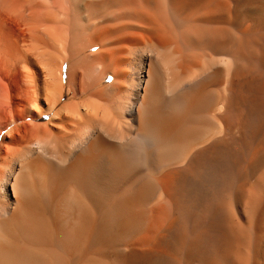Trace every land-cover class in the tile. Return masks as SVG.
Masks as SVG:
<instances>
[{
    "label": "bare ground",
    "instance_id": "6f19581e",
    "mask_svg": "<svg viewBox=\"0 0 264 264\" xmlns=\"http://www.w3.org/2000/svg\"><path fill=\"white\" fill-rule=\"evenodd\" d=\"M0 264H264V0H0Z\"/></svg>",
    "mask_w": 264,
    "mask_h": 264
}]
</instances>
